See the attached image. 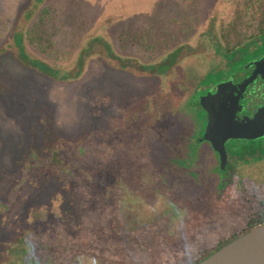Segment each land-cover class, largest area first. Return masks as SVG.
<instances>
[{
    "label": "rangeland",
    "instance_id": "rangeland-1",
    "mask_svg": "<svg viewBox=\"0 0 264 264\" xmlns=\"http://www.w3.org/2000/svg\"><path fill=\"white\" fill-rule=\"evenodd\" d=\"M263 31L264 0H0V264L24 230L96 234L112 209L118 246L99 256L84 245L59 264H194L247 228L264 209V143L219 179L213 151L195 145L196 114L201 98L264 59ZM17 35L30 59L71 77L24 64ZM95 40L124 61L177 63L159 77L124 71L95 46L78 74ZM238 43L230 60L225 48ZM75 174L102 203L82 202Z\"/></svg>",
    "mask_w": 264,
    "mask_h": 264
},
{
    "label": "trees",
    "instance_id": "trees-1",
    "mask_svg": "<svg viewBox=\"0 0 264 264\" xmlns=\"http://www.w3.org/2000/svg\"><path fill=\"white\" fill-rule=\"evenodd\" d=\"M258 37L264 41V31ZM16 43H17V46L19 48V56H20V58L24 64H27L28 66L35 67V68L39 69L41 72H43L45 75H47L51 78H54V79L66 80L67 77H71V75L67 74L66 78H64V77L61 78L58 76L57 70H53V69L49 68L48 66H46L45 64H43L39 61H35V60L30 59L26 55V52H25V50L21 44L22 41H21L20 35L16 36ZM95 46H100V47L106 48L107 51L109 52L108 57L111 60L117 61L119 63L118 66H120V69L124 70V71H129L127 69V68L130 69V67H131V66H128L129 64L134 65V66L138 65L143 73H146L150 76L159 77L161 75H164L165 73L170 72L171 69L177 63L176 62V54L170 55L161 64L153 65V66L141 65V64L139 65V63L134 61V60L133 61H124L122 58L113 55L110 47L104 41L95 40L94 42L91 43V45L87 49H84L82 51V54L80 55V59H79L78 65H77L78 69L80 70V72L78 74H80L84 70V67L86 66V62L88 61V59L93 54H96V53L92 52L93 51L92 49ZM257 47H259V46H257ZM262 47L264 48V44L262 45ZM242 49H243L242 44L238 43L237 45H235L233 47H230V48L226 47L224 54L227 58L232 60L238 53H240L242 51ZM251 56L252 55L249 53V55H247L248 59H250ZM237 61L242 62V61H244V58L240 57V58H238ZM201 93L203 95L206 94V92H201ZM197 105L199 106V108H201L200 104H197ZM195 109L196 108H194V110ZM203 114H204L203 119L200 118L202 116V115L200 116V113L196 114L198 119L200 120V122L204 121V119L206 117L204 111H203ZM258 144H259L258 142L257 143H254V142H238L237 145L236 144L233 145V150L235 151V153H238L237 154L238 160H244V161L248 162L252 159H257L261 156L260 150L257 148ZM83 158L91 161V159L93 157L90 155L84 154ZM84 164L85 163H84L83 159L81 161H78V162L76 161L74 168H76V170H80L79 168L81 166H84ZM58 167H60V166L58 165ZM69 182L70 183L72 182V184H74V186L77 187L78 191H81L80 195L78 192V195L79 196L83 195V201L82 202H84L86 206L89 207V205L93 201H97L99 203H102L100 200L92 198V195L88 192V191H90L89 188L86 187V185L83 182L81 177H79L75 174L74 179L69 178ZM112 211L114 212L113 209H112ZM112 211L111 210L108 211L107 214L103 213V216H102L103 218L100 222V229L98 232H96V234H92L91 232L87 231V232H82V233H78V234L71 233L68 236H62L61 237V235H60L61 232L59 231V229H57L58 227H55L57 230V233L54 235H51V233L50 234L49 233H43V230H41V229H35V230H30V231L24 230L22 233L23 237L20 235L21 237L19 239H17V241L15 240L13 242L12 246L10 247V251H9L10 257L6 261V264H59L61 260H64L66 258L68 253H71L74 251H80V250L85 248L84 245H86L89 248V250L93 249L91 251V252H93L92 255L98 254L100 256V255H102V253L105 254L108 251L111 252L112 250H114L118 246L117 245L118 241H116L115 233L112 231V229L109 225L111 218L114 216ZM115 213H117V211ZM91 218L92 217L89 215V212L86 213V218H85L86 222H88V220H90ZM262 223H264V218L261 219L257 223L251 222L249 227L244 229L240 234H236L231 240H233L234 238H236L237 236H239L241 234L246 233L247 231H249L253 227H256ZM86 233H88L89 235H92L91 240L86 239L84 237V235ZM26 236H28V237H26ZM227 242H229V241H227ZM227 242H225V243H227ZM225 243L218 245L215 250H211L209 252L204 253L203 257L201 259L197 260L196 262H194V264H199L201 261L210 257L215 251L220 249V247ZM90 247H92V248H90ZM94 248H96V249H94ZM44 260L46 261V263H43Z\"/></svg>",
    "mask_w": 264,
    "mask_h": 264
},
{
    "label": "water",
    "instance_id": "water-1",
    "mask_svg": "<svg viewBox=\"0 0 264 264\" xmlns=\"http://www.w3.org/2000/svg\"><path fill=\"white\" fill-rule=\"evenodd\" d=\"M262 58L252 62L254 65L263 63ZM249 81L240 86L244 91ZM225 84L218 86V93H208L201 98L200 105L208 113V124L203 141H211L226 161L225 144L229 139L256 140L264 137V110L253 120L239 122L231 121L234 116H228L225 104H222V90ZM236 112V111H235ZM236 115V113H235ZM235 119V118H234ZM199 264H264V223L253 227L244 234L223 244L220 249Z\"/></svg>",
    "mask_w": 264,
    "mask_h": 264
},
{
    "label": "flooded vegetation",
    "instance_id": "flooded-vegetation-1",
    "mask_svg": "<svg viewBox=\"0 0 264 264\" xmlns=\"http://www.w3.org/2000/svg\"><path fill=\"white\" fill-rule=\"evenodd\" d=\"M263 44H261V46ZM256 46H260V45H256ZM248 52L251 51L248 50ZM257 57L258 56L256 57L253 56L251 61L253 62V60H255ZM236 61L237 60H235V62ZM247 62H249V60ZM252 62L249 65L247 64V66L244 67V70L242 72L236 73L234 75H230L228 77V80L225 82L224 85L225 88L222 90V94H223L222 100H224L222 104H225L226 107L225 110L228 112L229 118L230 116H234L231 117L233 118L231 121L236 120L239 122H245V121L247 122L249 120H253L260 111L264 110V62L259 65H254L252 64ZM247 81H249V84L246 87V89L243 91L240 88V86ZM217 88L218 87H215L213 93L216 92L215 90H217ZM203 111L206 117L204 121L200 122L201 127L200 130L198 131L200 136L196 137L195 145L196 143H200L209 146L210 150L213 151L217 159L216 162L217 169L214 170H216V173L219 174V179H224V178L230 179L237 172L236 168L238 166V163L240 162V160H238L237 154L233 150V144L238 142L264 143V137L257 140L229 139L225 144L226 161L225 164H223L222 155L219 151L215 149L213 143L211 141L202 140L206 133V128L208 124V113L204 109ZM262 133H264V131ZM197 150L198 149L197 148L195 149V147L193 146L192 152L196 154ZM175 190H176L175 188H171L168 191H175ZM209 190L211 191L213 189H209ZM251 217L252 219L250 220V222H256V223L259 222L261 219L264 218V209L261 210L260 212H257L256 214L254 213ZM234 236H231L230 238L224 240L222 243L230 241Z\"/></svg>",
    "mask_w": 264,
    "mask_h": 264
}]
</instances>
